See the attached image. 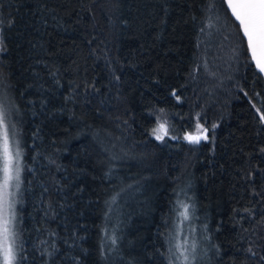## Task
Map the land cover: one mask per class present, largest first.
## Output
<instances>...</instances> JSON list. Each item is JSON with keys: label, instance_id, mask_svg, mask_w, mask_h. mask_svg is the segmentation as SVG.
<instances>
[{"label": "trees", "instance_id": "obj_1", "mask_svg": "<svg viewBox=\"0 0 264 264\" xmlns=\"http://www.w3.org/2000/svg\"><path fill=\"white\" fill-rule=\"evenodd\" d=\"M0 19L19 264H169L183 199L210 264H264V80L224 0H0Z\"/></svg>", "mask_w": 264, "mask_h": 264}, {"label": "snow or ice", "instance_id": "obj_2", "mask_svg": "<svg viewBox=\"0 0 264 264\" xmlns=\"http://www.w3.org/2000/svg\"><path fill=\"white\" fill-rule=\"evenodd\" d=\"M232 15L239 22L240 30L247 39L248 51L251 59L255 62L256 68L260 73H264V0H226ZM4 21L0 19V52L6 51L2 38V28ZM11 22L9 23L10 26ZM9 113L5 110L3 99L0 98V260L2 264H19L21 257L16 245L17 233L13 226L14 220V197L16 192L11 189H19L21 183V153L13 150L15 142V125H9ZM264 121V115L260 117ZM216 126L213 125V128ZM209 130L196 125L194 133L186 134L184 139L191 144H199L202 140H207L206 133ZM154 133L157 139H163L168 134L165 124H159ZM264 152V149H261ZM184 211L180 213L183 219H188V207L184 205ZM114 242V241H113ZM184 245H175L176 261L180 264H188L186 250L182 251ZM53 251L55 247L53 246ZM172 252V249H169ZM251 251V250H250ZM49 252V255H52ZM169 264H175L171 256Z\"/></svg>", "mask_w": 264, "mask_h": 264}, {"label": "rangeland", "instance_id": "obj_3", "mask_svg": "<svg viewBox=\"0 0 264 264\" xmlns=\"http://www.w3.org/2000/svg\"><path fill=\"white\" fill-rule=\"evenodd\" d=\"M0 98L3 99L5 110L9 113V125H15V142L13 143L12 147L13 150H19L21 153V166H22V172H21V183L20 188L17 190L15 188L11 189V191L16 192V196L14 197V220H13V226L17 233L16 238V245L18 248V206L20 202V192L22 188V181H23V158H22V144H21V137L19 134V129L16 125V120L19 117V112L13 103V100L11 98V95L9 91L6 89V86L2 81H0ZM165 124L166 123L159 119L153 130L157 129L159 127V124ZM195 132V131H194ZM193 132V133H194ZM154 133V132H153ZM157 134H163V132L160 133H154ZM186 134L190 133H185ZM191 203V209L189 208V203L187 200L183 199L179 201V207L176 211V217L173 222L171 232H170V241H169V249H172V252L169 253V256H171L172 260L175 261V264H180L179 261H176L175 253V245L182 244L184 245V248L181 249L182 251L186 250V255L188 256V264H210V260L212 258V244L209 240V236L206 235L203 237L201 235V231L203 228H205V223L202 221L201 217L197 212V206L195 201L193 199L190 200ZM184 205H187L188 207V219L185 220L180 215L181 212L184 211ZM194 207V209H193ZM191 210V211H190ZM208 262V263H207ZM0 264H2V260H0Z\"/></svg>", "mask_w": 264, "mask_h": 264}, {"label": "water", "instance_id": "obj_4", "mask_svg": "<svg viewBox=\"0 0 264 264\" xmlns=\"http://www.w3.org/2000/svg\"><path fill=\"white\" fill-rule=\"evenodd\" d=\"M224 2H225V4H226V6H227V8H228V5H227V2H226V0H224ZM228 10L230 11V13H231V15H232V12H231V9H229L228 8ZM233 16V15H232ZM234 17V16H233ZM235 18V17H234ZM238 22V21H237ZM238 25H239V22H238ZM239 28H240V25H239ZM241 31V30H240ZM241 33H242V35H243V32L241 31ZM243 37H244V35H243ZM244 40H245V44H246V48H247V51H248V46H247V39H246V37H244ZM248 54H249V56H250V58H251V54H250V52L248 51ZM252 60V59H251ZM252 62H253V65H254V67L256 68V65H255V62L252 60ZM257 69V68H256ZM259 72V71H258ZM260 73V72H259ZM260 75L262 76V78H263V80H264V73H260Z\"/></svg>", "mask_w": 264, "mask_h": 264}]
</instances>
